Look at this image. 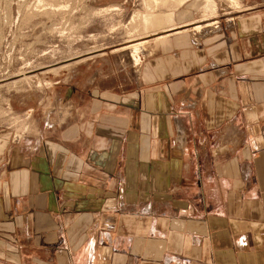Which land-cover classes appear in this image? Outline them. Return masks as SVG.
I'll return each instance as SVG.
<instances>
[{
    "label": "crops",
    "instance_id": "0c3cea01",
    "mask_svg": "<svg viewBox=\"0 0 264 264\" xmlns=\"http://www.w3.org/2000/svg\"><path fill=\"white\" fill-rule=\"evenodd\" d=\"M203 3L133 88L69 82L0 136V264H264V0Z\"/></svg>",
    "mask_w": 264,
    "mask_h": 264
},
{
    "label": "rangeland",
    "instance_id": "374dc122",
    "mask_svg": "<svg viewBox=\"0 0 264 264\" xmlns=\"http://www.w3.org/2000/svg\"><path fill=\"white\" fill-rule=\"evenodd\" d=\"M180 3L0 0V136L10 132L16 140L29 133L32 118L51 109L69 82L98 89L133 88L145 56L172 24L173 9ZM203 4L200 21L221 13L230 18L241 9L240 0ZM207 23L211 21L201 24ZM138 41L147 42L135 64L122 48Z\"/></svg>",
    "mask_w": 264,
    "mask_h": 264
},
{
    "label": "bare ground",
    "instance_id": "6f19581e",
    "mask_svg": "<svg viewBox=\"0 0 264 264\" xmlns=\"http://www.w3.org/2000/svg\"><path fill=\"white\" fill-rule=\"evenodd\" d=\"M184 0H180V2L182 3ZM186 1V0H185ZM184 1V2H185ZM203 2H208V0H203ZM232 2V1H231ZM180 3V4H181ZM179 4V2H178ZM204 5V4H203ZM206 12V11H204ZM212 24L208 23L206 25H197L195 26L192 30L194 31H201L203 29L209 28L211 27ZM212 31V30H211ZM147 41H138L136 43L130 44L129 46H125L122 48V50L126 51L129 58L133 59L134 63L137 64L138 61L140 60L139 54L142 53V50L144 48V44Z\"/></svg>",
    "mask_w": 264,
    "mask_h": 264
}]
</instances>
